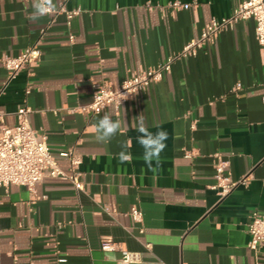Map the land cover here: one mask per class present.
Masks as SVG:
<instances>
[{"label":"crops","instance_id":"obj_1","mask_svg":"<svg viewBox=\"0 0 264 264\" xmlns=\"http://www.w3.org/2000/svg\"><path fill=\"white\" fill-rule=\"evenodd\" d=\"M174 1L191 6L173 9ZM241 1L54 0L82 9L68 24L65 14L29 20L33 1L0 0L4 123L15 125L17 111L29 107L31 125L47 135L62 168L70 167L61 151L82 156L84 181L78 191L45 178L36 195L1 187L0 264H118L121 248L141 254L134 264H264V243L258 251L248 245L251 213L264 211V64L253 20L224 31L196 56L176 58L163 80L119 110L72 111L92 101L94 84L118 88L159 66ZM34 45L40 61L9 80L1 57ZM106 112L121 128L98 142L95 126ZM141 114L150 132L168 133L155 171L144 163L133 127ZM125 142L132 159L121 164L116 157ZM220 159L230 161L233 181L247 179L224 198L211 188ZM133 206L143 211L142 224L133 221ZM104 239L116 248L103 250Z\"/></svg>","mask_w":264,"mask_h":264},{"label":"built area","instance_id":"obj_2","mask_svg":"<svg viewBox=\"0 0 264 264\" xmlns=\"http://www.w3.org/2000/svg\"><path fill=\"white\" fill-rule=\"evenodd\" d=\"M33 1V0H28ZM173 9H189L191 4L181 1H174L169 4ZM82 9H68L65 5L56 6L50 15L65 14L68 24L78 15ZM246 20H253L255 23V37L259 43L262 63L264 64V0H242L228 17L221 19L213 18L197 38L190 40L176 55L159 66L144 70L132 75L125 80L118 88L109 84H94L92 101L86 105H80L72 111L100 114L108 106L119 110L134 96L143 93L148 87L164 79L171 71L172 64L176 58L196 56L200 49L207 43L214 42L224 31L234 29L237 24ZM70 43L75 41V34L70 33ZM42 56V50L38 45L24 49L19 55H3L1 62L8 72L9 80L38 63ZM242 88V84L236 85V90ZM30 93V89L27 91ZM264 102V95L262 98ZM29 107H21L17 111L18 122L13 125L4 123V113L0 111V188L10 185L27 187L34 195L37 194L38 185L45 178H57L71 182L78 191L84 190L83 172L81 171L82 156L72 148L60 152V157L69 161V171L62 168L57 158L51 153L48 146L46 134L36 130L30 122ZM186 156H190L189 153ZM230 161L220 159L214 167L215 183L211 186L221 198L227 197L240 183H246L247 179L233 181L229 173ZM43 198H47L44 196ZM109 212V207H104ZM130 215L134 222L142 224L144 220L143 211L133 206ZM144 229H141L143 231ZM250 241L249 247L258 251L264 243V211L251 213L249 224ZM105 251L114 250L115 243L110 239H104L101 245ZM141 261L139 252L121 248V258L118 264H134Z\"/></svg>","mask_w":264,"mask_h":264},{"label":"clouds","instance_id":"obj_3","mask_svg":"<svg viewBox=\"0 0 264 264\" xmlns=\"http://www.w3.org/2000/svg\"><path fill=\"white\" fill-rule=\"evenodd\" d=\"M33 12L29 15V20L36 22L41 17L53 12L56 8L54 0H33ZM133 121H138L133 127L139 133L137 136V143L142 147L143 155L142 159L147 165L149 170L155 171V167L160 165V155L166 148L165 141L168 139V133L161 129L155 133L148 130L144 123L142 114L139 117H134ZM96 140L98 142L110 141L120 130L121 121L113 120L109 113H105L96 124ZM128 148V144H121V151L117 154L118 161L123 163L131 162V153L125 151Z\"/></svg>","mask_w":264,"mask_h":264}]
</instances>
